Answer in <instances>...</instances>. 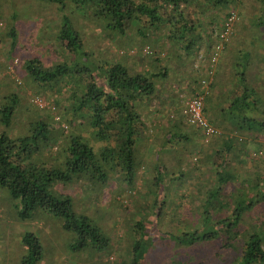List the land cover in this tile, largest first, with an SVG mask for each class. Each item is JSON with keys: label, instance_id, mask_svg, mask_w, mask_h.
Instances as JSON below:
<instances>
[{"label": "trees", "instance_id": "trees-1", "mask_svg": "<svg viewBox=\"0 0 264 264\" xmlns=\"http://www.w3.org/2000/svg\"><path fill=\"white\" fill-rule=\"evenodd\" d=\"M39 1L55 4L59 14L66 8L65 1H70L80 15L92 17L106 30L120 36L130 24L136 26L137 33L144 39L147 27L165 30L162 35H166L170 46L165 57L153 53L147 69L133 70L127 61L116 59L94 60L84 50L80 32L72 25L71 18L65 13L59 15L60 26L53 40L73 58L45 65L41 57L29 53L21 58L19 67L32 84L45 91L58 92L62 85H70L68 98L60 112L67 117L68 124L74 126L84 122L85 129L64 135L62 130L67 125L60 126L61 121H47L44 115H36L27 119L24 132L12 136L10 129L18 108V97L15 92L0 94V124L4 128L0 131V188L15 201L13 206L17 217L28 221L37 215L55 218L61 229L72 236L67 245L69 251H87L96 255L104 251L108 253L111 248L109 235L89 216L74 210L72 196L62 191L60 185L79 183L102 188L113 178L132 190L137 172L142 169L141 172L151 175L154 189L148 187V204L143 207V215L133 222L128 257L121 264H144L148 250L161 237L167 238L172 247L184 248L186 254L183 258L169 259L168 264H264V212L258 209V205L264 202V173L255 170L238 177L233 168V159L240 160L241 156L253 159L251 154L258 153L264 160V148L255 149L249 145L260 137L264 140V83L256 78L259 80L256 84L253 77H248L251 57L258 56L259 50L253 48V42L246 49L232 40L237 35L234 23L239 21L235 11L240 16L246 2L251 1L255 9L246 24L248 29L264 27V0ZM192 7L197 10L193 14L196 19L189 12ZM211 9L227 10L226 17L219 23L214 16L210 17L203 28L196 15H203ZM229 16L232 18L228 23V35L212 62L210 57L215 44L222 40L219 34ZM11 17L13 19L14 15ZM214 25L218 27L216 32ZM246 29L239 30L238 34L245 36ZM6 35L10 40L8 50H17L13 23ZM220 52L227 62L229 75L225 87L218 89L212 67ZM263 52L264 48L260 54ZM263 55L257 57L256 62H263ZM169 56L185 59V62L188 58L196 60L194 67L188 65L195 78L186 86L192 85L189 88L191 95L196 92L202 95V113L217 131L212 137L220 139L217 148L206 150L203 155L204 161L208 162L205 169L210 177L206 181L209 185L198 198L192 196V192L181 190L185 186L182 180L185 167L181 171L177 168L182 167L184 159L172 147L174 142L190 140V135L185 133L190 126L201 137L203 132L188 123L181 110L182 127L168 123L169 118H166L163 127L155 129L162 140L151 166H147L141 157V142L149 136L148 124H155L153 120H144L143 107L150 104L158 91L157 81L168 75L171 69ZM212 92L216 100L212 98ZM208 108L210 116L205 114ZM90 138L99 148L94 149ZM54 146L56 149L53 150ZM161 151L166 153L167 163L176 168V172L160 166L163 162L159 157ZM192 153L198 156L200 148ZM191 174L186 179L193 178L194 172ZM236 180L237 187L225 188L228 181ZM182 200L190 214L189 221L185 222L190 228L179 219ZM251 216L249 222L247 219ZM160 223L162 226L175 223L178 230L175 233L161 231L157 229ZM202 242L212 244L213 253L209 258L200 251L190 253L192 246ZM20 244L24 247L20 264H38L42 258L38 238L25 231ZM229 252L228 256L226 253Z\"/></svg>", "mask_w": 264, "mask_h": 264}, {"label": "rangeland", "instance_id": "rangeland-1", "mask_svg": "<svg viewBox=\"0 0 264 264\" xmlns=\"http://www.w3.org/2000/svg\"><path fill=\"white\" fill-rule=\"evenodd\" d=\"M65 2L67 3L66 8H63L62 13L71 18L72 25L80 32L84 50L94 60L106 59L112 61L116 59L127 61L133 70H140V67L143 69L149 67L148 63L152 60L153 53L157 57H165L166 51L170 46L166 35H162L165 33V30H155L154 28L147 27L145 30L147 36L144 39L137 33L136 26L130 24V26H126L125 33L120 36L118 33L114 34L106 30L102 23L93 20L92 17L80 15L79 10L75 11L76 8L70 1ZM246 4L247 6L243 10L241 9L240 16L234 10L239 20L234 23L236 36H239L232 37V40L237 45H242V48L246 49L250 47V42H253V48L259 50L258 56L251 57L252 63L251 69L248 71V77H253L256 84L260 79L264 83V71L262 70L264 69V61L258 62L257 60L256 62V58L264 54V52L260 54L264 48V27L262 26V28L254 30L248 29L246 24L249 19H252V12L255 9H253L254 5L251 1L246 2ZM196 11L195 7L189 9L194 19L196 18L193 14ZM226 11H214L211 9L203 15L196 16L198 20L202 21L201 25L204 28L207 26L205 21L210 17L214 16L217 23L221 22L226 17ZM60 14L56 9V5L48 2L39 0H0V94L9 91L15 92L18 97V108L16 115L12 119L10 129L12 136L24 132L27 119L33 118L36 115H44L47 121L53 120L56 123L57 121H61L59 123L60 126L63 124L67 125L66 129H61L64 135L75 132L79 133L80 129L82 131L85 129L84 122L81 124L76 123L74 126L68 124L66 121L67 117L63 115V112H60L61 107L68 98L70 85H62L58 92H54L53 90L45 91L37 85L32 84L19 67L21 58L29 53H35V55L41 57L45 65L73 58L53 40V36L60 26ZM12 15H14L13 19ZM12 23L17 34L15 47L19 48L10 52L8 50L10 40L6 32ZM216 25H214L215 32L218 29ZM144 27L146 28V26ZM242 29L247 30L245 36L238 34L239 30ZM212 35L214 36V33ZM242 36L244 40L241 38ZM145 49L149 53L143 52ZM221 55H223L222 52L219 53L212 67V72H214L217 79L215 87L218 89H221L225 85V80L228 79L229 75L226 69L227 62L223 60ZM168 60L169 65H171L168 75L163 80L157 81L156 87L158 91L156 90V94L153 96L154 98L150 101V104H146L143 107L144 120L155 121V124L151 122L148 124L149 130L147 135L149 136L147 140H142L141 142L143 146L141 157L147 166H151L150 162L155 157V150L162 140L158 130L155 129L163 127V122L166 121V118H169L168 123H176L182 127L183 118L180 116V110L185 100L190 97L191 92L189 88L192 87L191 85L187 88L186 84L190 79L195 78L193 71L188 67L189 64L194 67L196 63L194 58H188L186 60L187 63L184 61L185 59L178 60L170 56ZM220 64L223 66H219ZM255 65L257 66L253 69ZM182 68L184 69L182 70ZM187 74H189V77ZM212 94L213 97H211L216 100L215 93L212 92ZM33 97L40 98L42 106L33 103ZM210 108L207 109L208 113L205 112L206 116L211 115ZM212 113H215V111H212ZM160 117L165 119L161 120ZM190 128L185 130V133L190 135V140L184 143L174 142L172 149L178 150L179 155L184 159L182 160V167L180 165L177 168V170L181 171V168L185 167L183 170L185 176L182 178L185 181V186L181 190L187 193L192 192L191 195H195L198 198L202 197L203 190L209 185L206 182L209 174L205 169V165L208 162L204 161L203 155L206 150L212 151L217 148L220 144V139L218 137L204 139L198 133H194L193 127L190 126ZM3 129V126L0 124V131ZM87 136L85 135V137ZM90 139L88 140L94 146V149L99 148L97 142ZM249 145H252L255 149L264 148V140L260 137L254 140L253 144L250 143ZM196 148H200L201 153L198 156L192 153ZM54 149H56L55 146ZM139 153L141 154V152ZM251 156L253 159H246L244 156H241L242 160L241 158L240 160L233 159L235 163L233 167L234 174L236 176L242 177L247 172L252 174L255 170L260 171L262 174L264 173V160L261 159L260 154L253 153ZM159 157L163 161L160 163V166L162 165L165 170L168 168L170 171H177L176 168H171V165L167 163L165 152L161 151ZM141 171L142 169H139L137 172L135 187L132 190L123 187L122 184L113 178L102 188H92L90 185H80L79 183L60 185L63 186L62 191L72 196L74 210L89 216L111 238L110 251L108 253L106 251L99 252L97 255L91 254V252L88 253L87 251H69L67 245L72 236L61 229L60 223L55 218L37 215L29 221L19 219L13 206L15 201L11 200L7 193L0 188V264H20L21 257L24 254V247L20 244V237L25 231L32 232L39 240L42 258L38 264H121L128 257L131 238L130 230L133 222L140 214L143 215V207L148 204V187L154 189V186L151 184V175L149 173L144 174ZM191 172L195 174L193 178L190 180L186 179V176L190 175ZM237 186V180L236 182L228 181L225 188L232 189ZM199 188L201 189L199 190ZM258 206V209L264 212V202H261ZM186 207L182 200V207L179 209L181 212L179 213L178 211V213L179 219L184 223L188 222L190 217ZM247 220L251 222L252 216L251 218L248 217ZM171 221L177 222L175 219ZM185 224L190 228L189 223ZM157 229H162L161 231L164 232L169 230L174 233L178 230L175 227V223L173 225L170 224V226H167V224L162 226L160 223L157 225ZM166 239L161 237L157 241L158 243L148 250L144 264H168L169 259L185 257L184 248L172 247L171 243L168 244L169 240ZM190 249V253L200 251L202 255H206L208 258L213 253L212 244L207 242L195 244ZM230 253L226 254L229 256Z\"/></svg>", "mask_w": 264, "mask_h": 264}, {"label": "built area", "instance_id": "built-area-1", "mask_svg": "<svg viewBox=\"0 0 264 264\" xmlns=\"http://www.w3.org/2000/svg\"><path fill=\"white\" fill-rule=\"evenodd\" d=\"M231 16L227 17L226 21L224 22V28L219 34V37L222 39L217 44H215L214 52L210 57V61H214L217 52H219V49L222 47V41L227 37L229 32V26L228 23L231 20ZM146 53H149L147 49L144 50ZM33 103L42 106L41 99L38 97H33ZM202 95L199 93L192 94L189 98H187L183 104V107L181 109V113L185 116V119L188 123L194 124L198 126L202 130V135L204 139H209L213 135L217 133L216 129H214L212 126H210L205 116L202 113Z\"/></svg>", "mask_w": 264, "mask_h": 264}]
</instances>
